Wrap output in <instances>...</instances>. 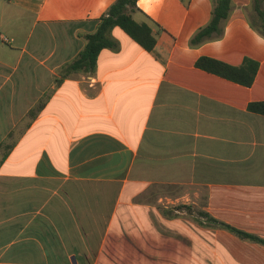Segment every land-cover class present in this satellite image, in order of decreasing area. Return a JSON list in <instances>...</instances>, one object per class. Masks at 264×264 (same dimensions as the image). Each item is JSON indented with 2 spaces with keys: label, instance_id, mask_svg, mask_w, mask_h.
Listing matches in <instances>:
<instances>
[{
  "label": "crops",
  "instance_id": "1",
  "mask_svg": "<svg viewBox=\"0 0 264 264\" xmlns=\"http://www.w3.org/2000/svg\"><path fill=\"white\" fill-rule=\"evenodd\" d=\"M114 0H0V264H264V38L232 0L222 39L190 46L212 0H138L156 46L116 27L66 76ZM260 68L245 87L196 67ZM42 105L34 117L31 110Z\"/></svg>",
  "mask_w": 264,
  "mask_h": 264
},
{
  "label": "trees",
  "instance_id": "2",
  "mask_svg": "<svg viewBox=\"0 0 264 264\" xmlns=\"http://www.w3.org/2000/svg\"><path fill=\"white\" fill-rule=\"evenodd\" d=\"M214 7L209 23L200 28L190 40V46L200 47L205 43L220 40L225 34V26L230 18L233 4L232 0H212ZM138 0H114L108 12L101 17L97 29L94 33L85 35V47L78 54L76 59L65 69L66 76L75 74H92L96 71L97 61L100 53L104 49H118L119 43L111 36L114 28L122 29L133 41L138 43L147 51H152L156 46V37L152 27L147 23H138L133 13L138 10ZM252 14L250 24L252 28L264 38V0H252ZM196 67L206 72L212 73L239 85L251 87L257 77L260 64L250 58H246L240 66H232L222 61L202 57L196 62ZM42 105L30 111V117H34L40 111ZM249 111L264 116V101L249 104ZM160 214L166 219L180 217L177 212H186L195 215L194 221L202 223L206 219L208 224L220 225L231 233L242 239L264 246V239L242 232L230 225L216 220L211 215L197 210L192 205H178L174 207L159 206Z\"/></svg>",
  "mask_w": 264,
  "mask_h": 264
}]
</instances>
